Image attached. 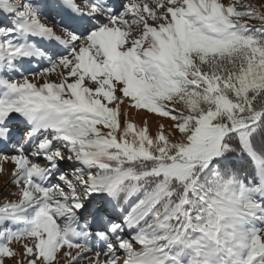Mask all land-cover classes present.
<instances>
[{
	"label": "snow or ice",
	"instance_id": "obj_1",
	"mask_svg": "<svg viewBox=\"0 0 264 264\" xmlns=\"http://www.w3.org/2000/svg\"><path fill=\"white\" fill-rule=\"evenodd\" d=\"M0 178V264H264V0H0Z\"/></svg>",
	"mask_w": 264,
	"mask_h": 264
},
{
	"label": "rangeland",
	"instance_id": "obj_2",
	"mask_svg": "<svg viewBox=\"0 0 264 264\" xmlns=\"http://www.w3.org/2000/svg\"><path fill=\"white\" fill-rule=\"evenodd\" d=\"M131 117L132 119L136 122V123H141L142 120L146 119L149 123V126L152 130H156L159 126L160 123H165L167 124V121H164L162 119H159L155 116H150V115H146L144 113H140V115H136V113H131ZM3 184V179L0 178V185Z\"/></svg>",
	"mask_w": 264,
	"mask_h": 264
}]
</instances>
